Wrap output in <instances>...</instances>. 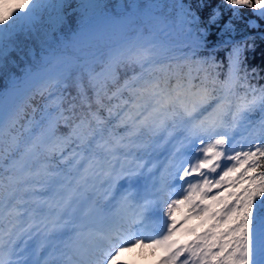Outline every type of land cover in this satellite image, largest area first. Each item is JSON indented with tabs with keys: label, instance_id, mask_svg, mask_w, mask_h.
Returning a JSON list of instances; mask_svg holds the SVG:
<instances>
[{
	"label": "snow or ice",
	"instance_id": "1",
	"mask_svg": "<svg viewBox=\"0 0 264 264\" xmlns=\"http://www.w3.org/2000/svg\"><path fill=\"white\" fill-rule=\"evenodd\" d=\"M107 7L0 3V76L12 84L0 93V264H125L136 247L159 249L158 264H264V87L246 63L255 37L236 39L238 22L259 27L241 10L264 19V0H128L112 17L124 39L93 50L92 14ZM29 41L46 54L15 78L11 54L23 60ZM36 95L39 120L33 108L20 124ZM137 177L151 181L141 203Z\"/></svg>",
	"mask_w": 264,
	"mask_h": 264
},
{
	"label": "trees",
	"instance_id": "2",
	"mask_svg": "<svg viewBox=\"0 0 264 264\" xmlns=\"http://www.w3.org/2000/svg\"><path fill=\"white\" fill-rule=\"evenodd\" d=\"M2 2L3 0H0V3ZM127 2L128 0H99V3L103 5H108V7L97 9L96 12L101 17H103L104 15L113 16L114 13L118 11L116 5L118 3H127ZM137 2H143V0H137ZM185 2L187 3L188 0H185ZM15 3H16V0L12 2V5H14ZM241 12H242L244 21L251 19V20H254L259 25L258 28L249 29L246 27L245 23L238 22V34L236 36V39H240L241 37L246 36V35H252L255 37L256 47L253 51H248L246 53L247 55L246 63L249 69L256 68L258 70V74L250 78V83L256 85L257 87H264V40L261 39V35H264L263 33L264 32V19H260L259 16L255 15L251 9H242ZM72 15L75 17V22L78 24L79 13H73ZM226 18L227 17H225V19ZM176 39L178 42L179 37H177ZM27 43L31 44L33 51L30 54L26 47L23 53V56H24L23 60H21L16 53L11 54V58L15 60L16 63L18 64V67H14L12 71V75L14 77L19 76L25 67L27 66L32 67L34 64L42 60V56L44 52L41 50L40 46L32 41H29ZM107 46L108 44L102 43L100 45V48H105ZM225 51L226 50H222L219 53H217V58L225 59ZM225 63H226V60H225ZM98 70H99V67H97V71ZM123 79H124V75L122 74L121 80ZM10 80H11V77L0 76V93H3L7 89V87L11 83ZM69 91H71L72 94L75 95L74 89H69ZM251 119L253 121L258 122L261 119V114L258 111L255 113H252ZM68 131H69L68 127L64 125L63 123H61L58 127L57 134L58 135L67 134Z\"/></svg>",
	"mask_w": 264,
	"mask_h": 264
},
{
	"label": "bare ground",
	"instance_id": "3",
	"mask_svg": "<svg viewBox=\"0 0 264 264\" xmlns=\"http://www.w3.org/2000/svg\"><path fill=\"white\" fill-rule=\"evenodd\" d=\"M44 103H45V97H41L39 95L33 96L24 107V111L21 114L22 118L20 119V124L23 125L26 123L28 119L32 118L33 108L37 109L34 115H35V118L39 120L40 110L42 109ZM188 151H191V150H188ZM160 171H162V168H160ZM147 182H149V180L146 181L144 177H137L132 181L131 186H130V191L132 193V197H131L132 199H135L137 201L141 200L142 202V198L144 197L151 198V189L148 187V186L151 187V185L148 184ZM175 184H178V183H175ZM128 190H129V185L127 183L124 184L123 188H120L121 192L128 191ZM127 211L129 213V210ZM158 219L159 220H155L156 223H159L161 218L158 217ZM177 219L179 221H182L183 217H177ZM190 222L191 221H189L188 223ZM177 227H179V224L177 225ZM136 228L138 229L139 225H137ZM155 228H156L155 223L148 222L147 227L144 228L143 234L146 236L156 235L158 230L154 231ZM183 239L189 240L191 239V237L185 236L183 237ZM162 255L163 253L159 249L136 247V248H133L131 251L123 253L120 259L124 261L125 264H158V261L162 258Z\"/></svg>",
	"mask_w": 264,
	"mask_h": 264
},
{
	"label": "rangeland",
	"instance_id": "4",
	"mask_svg": "<svg viewBox=\"0 0 264 264\" xmlns=\"http://www.w3.org/2000/svg\"><path fill=\"white\" fill-rule=\"evenodd\" d=\"M15 0H12V2ZM73 6L77 5L79 3V0H71ZM92 45H93V50L95 47H100L102 43L111 45L117 41H121L124 39V32L120 30V28L116 25L113 24L112 21V16L110 15H104L103 17L99 16L97 12L95 11L92 14ZM97 36V37H94ZM178 36L175 35H170V36H165L164 33H159L157 36V39L161 42H177ZM94 38V39H93ZM242 135H246L242 129L238 130L235 133V138L239 140ZM232 141L230 140V143ZM246 143V142H245ZM167 150V149H166ZM165 152H162L161 155L163 156ZM162 156L160 157L162 159ZM24 207V206H21ZM182 213V214H181ZM186 212L185 210L181 209L176 212L177 217H183ZM197 223V221H191L188 223L189 227ZM204 229H201L200 231H203ZM46 252L41 253L42 257H46Z\"/></svg>",
	"mask_w": 264,
	"mask_h": 264
},
{
	"label": "water",
	"instance_id": "5",
	"mask_svg": "<svg viewBox=\"0 0 264 264\" xmlns=\"http://www.w3.org/2000/svg\"><path fill=\"white\" fill-rule=\"evenodd\" d=\"M20 87H22V85ZM11 91H12V84H9V86L7 87V89L3 93H8Z\"/></svg>",
	"mask_w": 264,
	"mask_h": 264
}]
</instances>
